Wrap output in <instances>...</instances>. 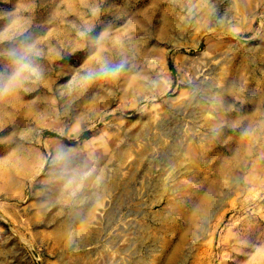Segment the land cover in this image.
Segmentation results:
<instances>
[{
  "label": "rangeland",
  "instance_id": "374dc122",
  "mask_svg": "<svg viewBox=\"0 0 264 264\" xmlns=\"http://www.w3.org/2000/svg\"><path fill=\"white\" fill-rule=\"evenodd\" d=\"M17 1L0 0V264H264V0H143L131 27L101 14L115 47L91 54L42 53L47 4Z\"/></svg>",
  "mask_w": 264,
  "mask_h": 264
},
{
  "label": "crops",
  "instance_id": "0c3cea01",
  "mask_svg": "<svg viewBox=\"0 0 264 264\" xmlns=\"http://www.w3.org/2000/svg\"><path fill=\"white\" fill-rule=\"evenodd\" d=\"M65 1V2H64ZM56 4V12L52 8V0H38L39 4H47V12L38 16L50 23L46 22V25H50L51 28L47 29L44 26L40 32H44L46 37L43 43L47 46L42 53H110V49L115 47V35L112 37L108 33V28L105 27L106 33L99 35L95 33V26L103 17H124L129 16V25H132V18L137 13L143 14V0H120L121 4L116 5L114 0H104V4L101 7L99 0H64ZM19 8H28L34 10L36 6V0H18ZM128 14V15H127ZM31 17V16H30ZM28 17L30 22L31 18ZM58 29L60 34H50L51 30ZM34 34V33H33ZM1 41V40H0ZM41 39H35L33 37L29 43V48L23 53L36 52V43L38 44ZM99 43H103V48ZM54 44L56 47L51 46ZM112 46V48H111ZM58 47V48H57ZM108 48V49H107Z\"/></svg>",
  "mask_w": 264,
  "mask_h": 264
},
{
  "label": "clouds",
  "instance_id": "9594fccd",
  "mask_svg": "<svg viewBox=\"0 0 264 264\" xmlns=\"http://www.w3.org/2000/svg\"><path fill=\"white\" fill-rule=\"evenodd\" d=\"M117 71H119V66L112 68L107 65H104L98 70L97 75L98 76H112V75H115Z\"/></svg>",
  "mask_w": 264,
  "mask_h": 264
},
{
  "label": "bare ground",
  "instance_id": "6f19581e",
  "mask_svg": "<svg viewBox=\"0 0 264 264\" xmlns=\"http://www.w3.org/2000/svg\"><path fill=\"white\" fill-rule=\"evenodd\" d=\"M55 10H56V8L53 9L54 12H56ZM90 54H91V53H90ZM100 55H101V54H100ZM102 59H103V58H101V60H102ZM84 61H85V60H84Z\"/></svg>",
  "mask_w": 264,
  "mask_h": 264
},
{
  "label": "trees",
  "instance_id": "16d2710c",
  "mask_svg": "<svg viewBox=\"0 0 264 264\" xmlns=\"http://www.w3.org/2000/svg\"><path fill=\"white\" fill-rule=\"evenodd\" d=\"M52 135L54 136V134H52ZM68 142H73V141L70 140V141H68Z\"/></svg>",
  "mask_w": 264,
  "mask_h": 264
}]
</instances>
